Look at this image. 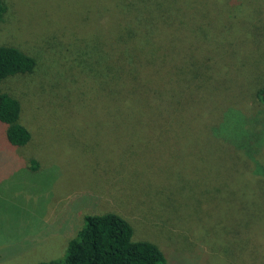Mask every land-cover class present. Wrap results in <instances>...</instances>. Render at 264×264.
I'll return each mask as SVG.
<instances>
[{
	"label": "rangeland",
	"instance_id": "rangeland-1",
	"mask_svg": "<svg viewBox=\"0 0 264 264\" xmlns=\"http://www.w3.org/2000/svg\"><path fill=\"white\" fill-rule=\"evenodd\" d=\"M157 1L181 29L173 115L121 85L115 62L109 77L87 66L108 0H6L0 44L39 65L1 85L32 139L8 147L0 122V264L59 258L85 215L110 211L167 264H264V180L249 170L264 166V0Z\"/></svg>",
	"mask_w": 264,
	"mask_h": 264
},
{
	"label": "trees",
	"instance_id": "trees-1",
	"mask_svg": "<svg viewBox=\"0 0 264 264\" xmlns=\"http://www.w3.org/2000/svg\"><path fill=\"white\" fill-rule=\"evenodd\" d=\"M119 2L129 3L133 8L137 5L135 16L130 13L131 18L125 17ZM127 10L130 12L131 8ZM7 12L6 0H0V25ZM166 13L158 1L108 0L104 14L110 27L103 33L107 43L104 45L93 36L90 53L82 54L95 60L86 63L90 69L91 66L93 69L96 67L92 70L94 77L100 73L114 76L115 62L116 76H120L121 85L133 83L141 87L146 103L173 115L178 111L180 78L177 70L182 62L179 60L181 51L177 49L169 53L168 46L171 44H168L171 40L179 43L181 29L179 25H172L174 22L166 21ZM38 65V55L16 45L0 44V122L8 147L25 146L32 139V133L21 121L20 100L4 91L1 85L9 77L33 73ZM255 97L264 105V86L256 90ZM235 147L242 148L250 156L248 143L236 144ZM261 165L252 162L249 167L250 176L260 181L264 180V166ZM259 174L262 177H258ZM37 264H167V258L155 242L135 239L131 222L110 211L85 215L82 226L69 241L63 256Z\"/></svg>",
	"mask_w": 264,
	"mask_h": 264
}]
</instances>
